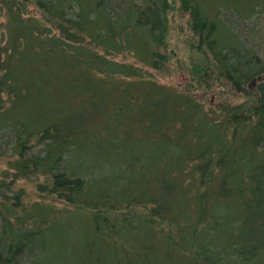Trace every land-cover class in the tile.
<instances>
[{"label":"trees","instance_id":"1","mask_svg":"<svg viewBox=\"0 0 264 264\" xmlns=\"http://www.w3.org/2000/svg\"><path fill=\"white\" fill-rule=\"evenodd\" d=\"M217 1L0 0V264H264V0Z\"/></svg>","mask_w":264,"mask_h":264},{"label":"rangeland","instance_id":"2","mask_svg":"<svg viewBox=\"0 0 264 264\" xmlns=\"http://www.w3.org/2000/svg\"><path fill=\"white\" fill-rule=\"evenodd\" d=\"M216 4L219 5V7H221V8L223 9L222 14H223L224 16H226V14L229 13V16H231V18H232V12H230V10H229V9L232 10V0H228V1H226V2H224V1H222V0H219V1L216 2ZM212 5H214V4H212ZM226 8H229V9H226ZM181 23H182V33H183V34H187V33H188V25H187V23H186L184 20H181ZM228 23H229V22H228ZM260 34H261V33L256 34V36H260ZM226 36H227L226 33L223 32V33H222V37H226ZM254 36H255V35H254ZM262 36H263V35H262ZM255 45H256V44H255ZM173 66H174V65H172V67H173ZM185 75H186V74L182 73V78H183V80H185ZM176 79H178V77H177ZM173 81H174V80H173ZM185 81H186V80H185ZM219 87H220V85L217 83L215 89H217V88H219ZM217 95H218L219 98L223 99L224 101H226V99H227L228 101H233V100L228 99V97H225L224 95H221V94H219V93H217ZM208 96L210 97V98L208 97L209 100L213 99V94H212V92H210V93L208 94ZM5 165H6L5 159H4V158H0V168L4 167ZM26 187H27L28 189H30V186H29V185H26Z\"/></svg>","mask_w":264,"mask_h":264}]
</instances>
